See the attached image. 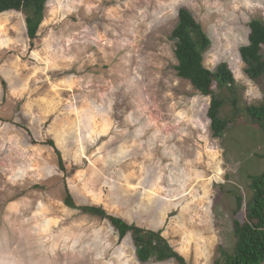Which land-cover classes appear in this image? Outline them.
<instances>
[{"label": "rangeland", "instance_id": "374dc122", "mask_svg": "<svg viewBox=\"0 0 264 264\" xmlns=\"http://www.w3.org/2000/svg\"><path fill=\"white\" fill-rule=\"evenodd\" d=\"M181 6L210 40L204 66L227 64L242 102H264L238 52L264 0H48L33 39L22 13H0V264H140L65 192L159 232L186 264L232 249L227 191L248 199L264 140L212 137L210 97L175 74Z\"/></svg>", "mask_w": 264, "mask_h": 264}, {"label": "trees", "instance_id": "16d2710c", "mask_svg": "<svg viewBox=\"0 0 264 264\" xmlns=\"http://www.w3.org/2000/svg\"><path fill=\"white\" fill-rule=\"evenodd\" d=\"M47 1L0 0V13L10 11L22 13L27 35L33 39L37 36L38 28L43 21ZM248 27L247 43L240 46L238 52L246 66L244 72L251 80L257 82L264 80V21L253 19ZM169 38L174 44V56L177 60L175 74L188 80L200 94L210 97L207 117L212 137L224 140L231 133V138H235L241 126H248L260 132L264 140V102L258 104L242 102L227 64L222 62L214 69L204 66V53L209 47L210 40L201 24L185 6L178 8V20ZM246 135L248 136V133L242 136L247 137ZM253 156L258 157L261 162L264 154L255 152ZM262 162V168L259 170L258 167L256 174H247L248 199H245L240 189L227 191L234 199V205L229 207L233 218L231 229L233 246L230 251L219 247V257L214 264L264 263V160ZM63 203L82 214L107 219L113 226L119 242L128 234L134 247L135 258L140 264L169 260L186 264L184 258L159 232L138 227L133 223L128 224L120 217L108 214L101 207L76 205L67 192Z\"/></svg>", "mask_w": 264, "mask_h": 264}]
</instances>
